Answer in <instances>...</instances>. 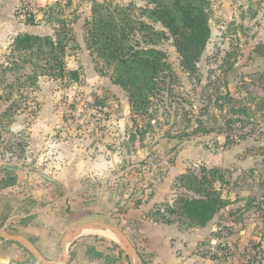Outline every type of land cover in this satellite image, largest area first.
Masks as SVG:
<instances>
[{
  "label": "rangeland",
  "instance_id": "rangeland-1",
  "mask_svg": "<svg viewBox=\"0 0 264 264\" xmlns=\"http://www.w3.org/2000/svg\"><path fill=\"white\" fill-rule=\"evenodd\" d=\"M95 1L132 4L137 14L151 5L0 0V227L27 230L43 260L54 264H139L113 230L89 228L116 239L91 230L73 236L80 225L108 223L125 234L142 264H162L156 254L161 229L155 228L165 223L166 205L186 193L180 178L217 166L227 178L217 184L230 198L248 193L232 211L240 225L221 224L194 253L217 264H264V0H210L212 35L195 75L182 68L172 39L159 41L156 47L167 55L166 83L149 114L135 112L113 67L89 47ZM62 20L74 35L66 63L79 70L80 80L41 75L32 85L27 75L43 62L12 51L14 38L26 30L54 35ZM167 241L180 256L179 238ZM202 244L218 245L223 254L205 253ZM26 255L21 264H43Z\"/></svg>",
  "mask_w": 264,
  "mask_h": 264
},
{
  "label": "trees",
  "instance_id": "trees-1",
  "mask_svg": "<svg viewBox=\"0 0 264 264\" xmlns=\"http://www.w3.org/2000/svg\"><path fill=\"white\" fill-rule=\"evenodd\" d=\"M147 1L152 6L143 8L139 14L132 4L95 1L92 18L88 21L90 49L108 66L113 67L115 83L127 90L132 107L139 114H149L155 92L162 87V83H166L164 75L168 68L167 55L164 50L156 47L159 41L172 39L181 58L182 68L195 75L212 35L210 0ZM28 21L34 24L35 18L31 17ZM155 23L162 24L165 29L156 28ZM72 30L62 20L54 35L23 32L14 38L12 51L30 52L43 62L35 64V71L27 75V82L37 86L41 75L80 80L79 70L69 68L65 59L69 42L74 38ZM260 50H263L262 46ZM23 61L29 60L23 58ZM30 62H33L32 59ZM10 107L3 115L10 113ZM198 130L193 133H199ZM209 131L211 129H204L203 132ZM180 180L186 193L166 205L162 213L166 223L176 220L190 226H205L229 204L217 187V183L227 181L225 172L217 166H203L201 174L185 173ZM164 214L176 217H164Z\"/></svg>",
  "mask_w": 264,
  "mask_h": 264
},
{
  "label": "crops",
  "instance_id": "crops-1",
  "mask_svg": "<svg viewBox=\"0 0 264 264\" xmlns=\"http://www.w3.org/2000/svg\"><path fill=\"white\" fill-rule=\"evenodd\" d=\"M25 32L39 34L35 33V31L32 30H26ZM250 166L251 165H244V168H249ZM217 187L221 190L223 197L229 201V204L225 208H222L207 225L190 226L189 224L183 223L185 226L184 228H181L178 226V223L181 224V222L176 220L175 221L177 222V224L174 223L175 221L171 223L158 222L156 224L158 227L155 229H161V234L158 236L160 246L156 250V254H158L159 261H161L162 264H217L205 255L200 256L199 254L194 253V245L202 240L213 237L217 232V227H219L221 224L234 225L235 227L238 224L240 225V222H238V219L235 217V212L232 211H235L238 207L240 208L244 205L245 201L242 198L247 196L248 194L247 191L244 190L240 191L239 194L235 192L236 198L234 199L230 198L227 189L222 188L221 185L218 186V184ZM235 206L238 207L234 208ZM231 213H233L234 215L232 214L230 216ZM18 230L19 234H21V227H19ZM152 230H154V228H150L151 232ZM8 232L14 233L11 231ZM25 235H27V230ZM151 236L155 237L156 233ZM176 237L179 238V243H181V250H179V253H181L180 256H177V253L172 249L173 241L171 242V245H168L167 241ZM64 244V239H62V247L64 246ZM26 250L29 251V249L23 243H21V241L9 240L0 237V264H21V262L27 257ZM32 256L34 255L32 254Z\"/></svg>",
  "mask_w": 264,
  "mask_h": 264
},
{
  "label": "water",
  "instance_id": "water-1",
  "mask_svg": "<svg viewBox=\"0 0 264 264\" xmlns=\"http://www.w3.org/2000/svg\"><path fill=\"white\" fill-rule=\"evenodd\" d=\"M86 228H99V229H109V230H113L117 233H119L126 241L127 245H128V249L132 252V254L138 259L139 264H142V260L140 255L137 253V251L132 247L129 239H127V237L125 236V234L120 230V228L115 227L113 225H110L108 223H103V222H93V223H87V224H83L80 225L79 227H77L75 229V233L73 234V236H77L80 233L83 232V230H85ZM0 237L5 238V239H9V240H18L21 242H24L25 245L27 246V248L29 249V251L41 262H43V264H54L48 261H44L43 260V256L41 255L40 251L38 250V248L35 246V244L25 235L22 234H13L8 232L7 230H5L4 228L0 227ZM63 255H64V259H67L68 256V252H67V244H64L63 246ZM66 263V261L64 262V264Z\"/></svg>",
  "mask_w": 264,
  "mask_h": 264
},
{
  "label": "built area",
  "instance_id": "built-area-1",
  "mask_svg": "<svg viewBox=\"0 0 264 264\" xmlns=\"http://www.w3.org/2000/svg\"><path fill=\"white\" fill-rule=\"evenodd\" d=\"M200 249L203 250V252L205 251V253H212L218 256H221L223 254L222 251L218 249V245L202 244Z\"/></svg>",
  "mask_w": 264,
  "mask_h": 264
},
{
  "label": "bare ground",
  "instance_id": "bare-ground-1",
  "mask_svg": "<svg viewBox=\"0 0 264 264\" xmlns=\"http://www.w3.org/2000/svg\"><path fill=\"white\" fill-rule=\"evenodd\" d=\"M85 230H91L92 232L103 234V235L111 237L112 239H116L115 234H113V233H111L109 231H106V230L101 231V230H94V229H89V228H87ZM85 230H83V231H85Z\"/></svg>",
  "mask_w": 264,
  "mask_h": 264
}]
</instances>
